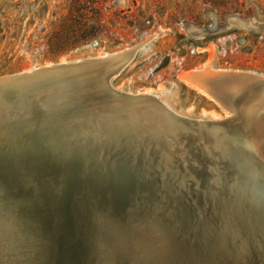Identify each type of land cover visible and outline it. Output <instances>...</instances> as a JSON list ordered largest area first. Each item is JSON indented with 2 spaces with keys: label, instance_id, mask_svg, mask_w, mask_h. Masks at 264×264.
<instances>
[{
  "label": "bare ground",
  "instance_id": "1",
  "mask_svg": "<svg viewBox=\"0 0 264 264\" xmlns=\"http://www.w3.org/2000/svg\"><path fill=\"white\" fill-rule=\"evenodd\" d=\"M244 23L241 20V24ZM155 35L153 33L132 46L90 58L102 60L108 72L105 80L118 90V95L153 94L171 116L181 117L183 123L166 121L155 113L154 107L131 112L108 103L89 102L88 107L78 108L76 118L79 119L72 122L79 125L73 126L75 123L59 121L53 116L55 109L52 107L62 99L61 96L52 92L33 95L32 104L25 105V112H33L35 120L45 119V109L51 107L47 117L55 119L60 125L63 141H68L73 131L87 141L84 149L86 164L82 171L83 178L80 179L82 186H79L81 181L77 184L75 174L78 171L73 172L72 169L71 172V165L67 168L65 182L67 191L79 189L77 208L82 214L71 211L72 215L67 216L61 198L57 213H62V227L57 231L50 223L53 217L46 213L47 190L39 177H36V186L33 183L28 191L29 196L20 197L16 208L13 203L8 205L7 194L0 189V264H264V227L249 216L246 206L251 205L247 199L235 202L237 199L232 200V196L223 188L222 154L229 158L241 157L251 170L246 169L250 178L259 185L264 183V140L260 144L263 152L255 148L259 142L253 136L254 145L242 140V134L252 132L247 130L246 123H243L245 121L242 122L239 117L242 114L240 103L234 99L232 107L219 104L223 113L211 110L207 117H194L187 113L188 110L180 111L174 107L152 87L133 92L112 84ZM206 49L211 50V46L199 47V50ZM78 60L81 59L74 61ZM206 65L204 63L200 68L191 69L195 71L194 80H183L213 100H219L222 96L228 99L231 94L236 95L237 88L264 84L263 73L228 68L211 70ZM96 77L102 82L100 71L96 72ZM219 84L222 86L219 87ZM21 105L13 109L18 110L22 108ZM4 108L0 103V121L7 118ZM202 119L204 121L200 122ZM219 129L221 140L217 139ZM120 137H124V141ZM138 151L141 156H151L157 161L161 173H157V176L166 182V192L171 195L169 201L180 207L181 221L177 207L166 203L167 200L158 202L160 200L157 198L151 200V206L141 208V214L134 213L130 208L126 215L128 221L120 222L96 209L93 203L95 195L90 194V190L84 186L85 172L94 162L100 169H106L107 163L113 165L116 153H125L127 160L136 163L140 159ZM147 168L150 173L151 169ZM139 172L146 176L143 170ZM34 189L35 192L39 190V195L33 194ZM166 214L170 219L168 222L161 217ZM134 222L139 225L134 226ZM179 223L184 225V229L177 227ZM106 224L111 226V231L105 229ZM79 232L83 234L81 239ZM168 235L173 238L164 244V238ZM76 237L81 241L82 254L75 249Z\"/></svg>",
  "mask_w": 264,
  "mask_h": 264
},
{
  "label": "rangeland",
  "instance_id": "2",
  "mask_svg": "<svg viewBox=\"0 0 264 264\" xmlns=\"http://www.w3.org/2000/svg\"><path fill=\"white\" fill-rule=\"evenodd\" d=\"M153 33L112 84L133 92L152 87L194 117L223 113L219 104L232 107L236 99L245 127L251 123L247 136L260 145L264 84L213 100L178 74L204 63L264 74V0H0V76L117 51Z\"/></svg>",
  "mask_w": 264,
  "mask_h": 264
},
{
  "label": "water",
  "instance_id": "3",
  "mask_svg": "<svg viewBox=\"0 0 264 264\" xmlns=\"http://www.w3.org/2000/svg\"><path fill=\"white\" fill-rule=\"evenodd\" d=\"M97 71L101 72L102 82L97 80ZM107 73L101 59L85 58L0 76V103L5 106L4 113L7 116L0 121V189L7 194L8 205L13 203V207L16 208L20 197L22 195L29 196L28 191L31 190L33 183L36 186V177H39L47 190L45 198V203L46 201L47 203L44 205L46 213H50L48 215L53 217L54 220H51L50 223L57 231H60L62 227V213L60 212V215L57 213V205L61 198H63V208L66 209L67 216H71L75 211L78 215L82 214L77 208L79 189L73 188L67 191L65 182L69 165H71V172L72 169L73 172L78 171L77 175L75 174L78 179L77 184L82 180V171L86 164L84 149L87 146V141L77 136L74 131L68 141H63L60 125L55 122V119L47 117L52 108L55 109L54 118L59 121L69 120L71 123H75L72 124L73 126L79 125L78 122H72L79 119L76 118L78 108L80 106L88 107L89 102L108 103L107 105H114L119 109L131 112L149 110L154 107L155 113L166 121L172 120L175 123L184 121L181 117L171 116L166 107L161 104L160 99L153 94L143 92L120 93L118 95L116 93L118 90L105 80ZM193 74L195 71L188 69L180 74V78L194 80ZM39 92L45 94L52 92L61 96L62 99L54 107L45 109V113H47H44L45 119L35 120L31 114L24 110L25 105L32 104V96ZM92 95H96V97ZM45 97L48 98V96ZM9 101H12L13 104L11 105ZM20 104H22V108L13 109V107H20ZM199 121L203 122L204 120ZM250 124L248 121V129ZM241 136L243 141L254 145L251 135L242 134ZM120 138L124 141V137ZM255 145L259 152H263L262 145ZM137 153L140 159L136 163L127 160L125 153H116L113 165L107 163L106 169H100L94 162L91 168L85 172L84 186L90 190V194L95 195L96 199L93 198V203L96 209L106 212L112 219H118L120 222L128 221L126 215L129 214L130 208L134 213L141 214V208L151 206V200L157 198L160 200L158 202L167 200L166 203L177 207L176 211H178L179 221H181L180 207L169 201L171 195L166 192V182L161 179V176H157L160 173L157 161L151 156H141L139 151ZM222 159L224 161V191L232 196V200L237 199L235 202L247 199L251 205H245L249 210V216L264 227V183L259 185L250 178L245 170L249 168L243 159L235 160L223 154ZM147 167L149 170L151 169L150 173ZM139 170H143L146 176L140 174ZM79 186H82V181ZM34 192L35 189L33 194L39 195V190ZM174 197L177 199L176 194ZM50 200L51 202H49ZM161 217L163 221H170L168 214ZM133 225L138 226L139 224L134 222ZM177 227L184 229V225L181 223ZM67 228L70 232L69 224H67ZM105 229L111 231V226L106 224ZM79 238H83V234H80ZM79 238L74 239V244L77 246L75 249L82 254ZM172 238L169 235L166 236L164 244Z\"/></svg>",
  "mask_w": 264,
  "mask_h": 264
}]
</instances>
